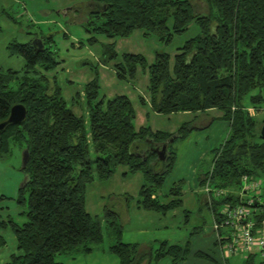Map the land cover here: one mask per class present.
<instances>
[{
	"label": "trees",
	"instance_id": "obj_1",
	"mask_svg": "<svg viewBox=\"0 0 264 264\" xmlns=\"http://www.w3.org/2000/svg\"><path fill=\"white\" fill-rule=\"evenodd\" d=\"M97 1L101 5L85 28L92 34L87 40L91 44L96 42L94 36L127 38L134 30L169 42L191 22L197 26L198 34L177 49L171 62L162 52L154 54L150 64L141 55L122 54L112 69L118 81H131L138 72L147 75L148 101L140 97L139 103L148 104L154 113L203 114L213 109L221 113L228 125L226 137L211 150L209 170L198 177L199 187L207 181L211 190L226 191L217 198L209 196V201L205 198L219 222L221 216L214 207L238 203L239 196L233 192H238L242 176L256 178L260 188L264 184V141L258 136L264 119L258 121L254 115L264 93V0ZM41 44L40 50L31 41L8 44L9 55L18 54L23 68L0 71V123L12 105L21 104L26 110L19 124L0 129V157L9 153L10 144L26 151L20 168L24 180L16 197L24 208L20 213L24 221H0V228L11 230L17 252L5 264H59L55 261L59 254H89L102 235L98 218L84 208L85 190L94 180L110 179L116 167L126 168L123 177L135 173L143 177L136 208L164 215L181 204V182L169 189L172 198L166 203L158 199L157 192L174 163L169 147L193 130L190 122L175 133L152 131L148 126L135 130L129 99L124 95L99 98L95 71L82 89L85 124L67 106L54 78L50 82L45 75L58 63L42 40ZM101 48L99 64L117 59L113 42ZM245 96L248 106L242 104ZM78 98L75 95L71 104ZM173 135L163 161L158 160L154 148ZM259 196L261 203L251 206L255 222L264 218L261 190ZM103 218L115 236L109 251L117 264H142L138 245L118 241L121 226L116 213L105 210ZM4 244L0 238V247ZM165 247L161 243L154 261L169 256L171 264H177L188 252L186 244L182 249ZM241 257L242 264H264L259 251Z\"/></svg>",
	"mask_w": 264,
	"mask_h": 264
},
{
	"label": "rangeland",
	"instance_id": "obj_2",
	"mask_svg": "<svg viewBox=\"0 0 264 264\" xmlns=\"http://www.w3.org/2000/svg\"><path fill=\"white\" fill-rule=\"evenodd\" d=\"M100 5L97 0H0V71L11 69L20 72L23 68V61L18 54L9 55L6 49L8 44H24L41 39L58 63L53 71L45 75L50 82L54 78L67 106L76 116H82L85 124L82 89L95 71L99 75V98L124 95L129 99L135 113V130L148 126L152 131L175 133L183 123L190 122L193 130L169 147L175 155L174 163L157 192L158 199L165 203L172 198L168 195L169 189L181 182V204L164 215L136 209L137 192L144 183L143 177L140 173L123 177L126 168L116 167L110 179L94 180L85 190L84 208L91 216L98 218L102 241L92 245L89 254H59L55 261L59 264H117L115 255L109 251L115 236L103 218L105 210H109L116 213V221L121 226L118 241L138 245L137 251L144 256L143 264L171 263L168 256L157 261L151 257L161 243L186 244L188 252L177 264H218V251L214 244V216L209 205L205 204L206 196L198 185V177L209 170L211 150L226 137L227 122L214 109L203 114L154 113L148 104L139 103L140 97L148 101L146 74L138 72L131 81H118L112 72L113 65L122 54L141 55L150 64L154 54L162 52L168 55L171 62L177 49L198 34V28L191 22L183 33L173 35L169 42L159 39L155 34L144 35L142 30H134L127 38L108 40L103 36H94L96 42L91 44L87 40L92 34L86 32L85 28L93 21L92 12ZM111 42L114 43L117 59L110 62L108 68L102 67L98 64L101 46ZM77 94L80 98L74 107L70 105L71 98ZM252 94H256V91ZM262 96L259 111L254 114L258 121L264 119V93ZM242 104L249 105L248 96L242 99ZM22 152L19 147L10 144L9 153L0 157V221L4 218H10L17 224L24 221L20 216L24 208L16 203V189L24 180L20 170ZM260 190L264 196V184ZM214 210L219 213L221 207L216 206ZM0 238L5 242L0 247V264H5L11 254L17 253L14 249L16 245L8 227L0 228ZM197 254L207 255V258ZM241 262L239 256H234L228 259L227 264Z\"/></svg>",
	"mask_w": 264,
	"mask_h": 264
},
{
	"label": "built area",
	"instance_id": "obj_3",
	"mask_svg": "<svg viewBox=\"0 0 264 264\" xmlns=\"http://www.w3.org/2000/svg\"><path fill=\"white\" fill-rule=\"evenodd\" d=\"M252 113V109H248ZM202 190L205 193L207 201L209 196L217 198L226 191L223 189L211 190L206 181ZM260 181L256 178L242 176L239 181L238 196L239 201L236 204L222 206L219 214V222L213 219V230L219 227L229 228L231 230L228 241L220 246L224 256L238 255L254 251L260 252V257L264 258V218L258 222L248 219L252 211V204L261 203L260 199Z\"/></svg>",
	"mask_w": 264,
	"mask_h": 264
},
{
	"label": "water",
	"instance_id": "obj_4",
	"mask_svg": "<svg viewBox=\"0 0 264 264\" xmlns=\"http://www.w3.org/2000/svg\"><path fill=\"white\" fill-rule=\"evenodd\" d=\"M31 45L34 47L38 46L39 50L42 47L40 39H35L33 42H31ZM25 114H26V110L24 106H22L21 104L12 105L9 109L6 120L0 123V129L6 124H19L24 119ZM258 136L261 140L264 141V123L259 127ZM174 138L175 135L165 140L159 147L154 148L153 152L155 153L156 158L158 160L163 161L167 153L166 146L167 144L172 143ZM25 161H26V151H23L21 156V166L24 165Z\"/></svg>",
	"mask_w": 264,
	"mask_h": 264
},
{
	"label": "crops",
	"instance_id": "obj_5",
	"mask_svg": "<svg viewBox=\"0 0 264 264\" xmlns=\"http://www.w3.org/2000/svg\"><path fill=\"white\" fill-rule=\"evenodd\" d=\"M115 51V50H114ZM98 64H99V61H98ZM101 65V64H100ZM102 67H106L107 66V68L109 67L108 65H101ZM112 72H113V69H112ZM113 74H114V72H113ZM97 80H98V82H99V75L97 74ZM148 96V95H147ZM74 97H72L71 98V102H72V99H73ZM147 103V102H146ZM70 105H73L74 107H76L75 106V104H70ZM245 106H248V105H245ZM72 108V107H71ZM72 109H74V108H72ZM75 110V109H74ZM256 115V114H255ZM200 177V176H199ZM19 188V187H18ZM18 188L16 189V190H18ZM180 193H181V191H180ZM233 194H236V195H238V192H236V190H234V192H233ZM2 196V198H4L5 196L4 195H1ZM166 203V202H165ZM135 207H136V205H135ZM136 209H138V208H136ZM138 210H140V209H138ZM214 219V218H213ZM218 218H215V220H217ZM221 219V218H220ZM248 219L249 220H251V221H255L254 220V216L251 214V215H249L248 216ZM2 221H5V218L2 220ZM220 221V220H219ZM230 234H231V230H229V228H224V227H219V228H217V230H214V244H215V246H217V251H218V257H219V260L217 259V263L219 264H227V262H228V259H230L231 257H234V256H238V255H230V256H224L223 254H222V252H221V250H220V246L221 245H223L224 243H226L227 241H228V238L230 237ZM13 240H14V238H13ZM15 242V241H14ZM5 243V242H4ZM127 244V243H126ZM166 244V247H165V250H166V248L167 247H169V246H174V247H179V248H183L184 247V244L183 245H177V244H173V245H170V244H168V243H165ZM15 249V248H14ZM157 250L158 249H155L154 251H153V254H152V256L151 257H154V254H155V252H157ZM207 256V255H206ZM169 257V256H168ZM241 259H243L241 256H239ZM170 258V257H169ZM6 260V259H5ZM5 260H4V262H5ZM169 261L171 262V258L169 259ZM242 262H243V260H242ZM241 262V263H242ZM143 263H144V261H143ZM142 263V264H143ZM171 264V263H170Z\"/></svg>",
	"mask_w": 264,
	"mask_h": 264
}]
</instances>
